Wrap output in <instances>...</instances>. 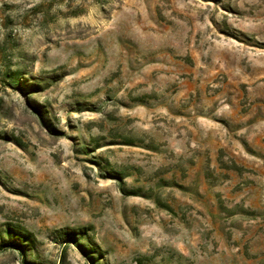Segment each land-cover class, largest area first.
<instances>
[{
	"label": "rangeland",
	"instance_id": "obj_1",
	"mask_svg": "<svg viewBox=\"0 0 264 264\" xmlns=\"http://www.w3.org/2000/svg\"><path fill=\"white\" fill-rule=\"evenodd\" d=\"M0 264H264V0H0Z\"/></svg>",
	"mask_w": 264,
	"mask_h": 264
},
{
	"label": "trees",
	"instance_id": "obj_2",
	"mask_svg": "<svg viewBox=\"0 0 264 264\" xmlns=\"http://www.w3.org/2000/svg\"><path fill=\"white\" fill-rule=\"evenodd\" d=\"M37 113L41 116V112L39 110H37ZM40 118H42V120H43V117H40ZM12 247L21 248L22 245L21 244H17L16 242H14V244H12Z\"/></svg>",
	"mask_w": 264,
	"mask_h": 264
}]
</instances>
